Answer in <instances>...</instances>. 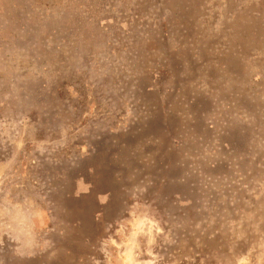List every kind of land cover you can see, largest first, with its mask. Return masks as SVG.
<instances>
[{"label": "rangeland", "instance_id": "1", "mask_svg": "<svg viewBox=\"0 0 264 264\" xmlns=\"http://www.w3.org/2000/svg\"><path fill=\"white\" fill-rule=\"evenodd\" d=\"M0 264H264V0H0Z\"/></svg>", "mask_w": 264, "mask_h": 264}]
</instances>
